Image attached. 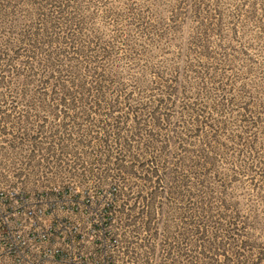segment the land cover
<instances>
[{
	"label": "rangeland",
	"instance_id": "obj_1",
	"mask_svg": "<svg viewBox=\"0 0 264 264\" xmlns=\"http://www.w3.org/2000/svg\"><path fill=\"white\" fill-rule=\"evenodd\" d=\"M0 172L96 264H264V0H0Z\"/></svg>",
	"mask_w": 264,
	"mask_h": 264
},
{
	"label": "built area",
	"instance_id": "obj_2",
	"mask_svg": "<svg viewBox=\"0 0 264 264\" xmlns=\"http://www.w3.org/2000/svg\"><path fill=\"white\" fill-rule=\"evenodd\" d=\"M8 178L0 172V264H96L76 249L80 242L55 216L59 204L49 202L48 192H31Z\"/></svg>",
	"mask_w": 264,
	"mask_h": 264
},
{
	"label": "trees",
	"instance_id": "obj_3",
	"mask_svg": "<svg viewBox=\"0 0 264 264\" xmlns=\"http://www.w3.org/2000/svg\"><path fill=\"white\" fill-rule=\"evenodd\" d=\"M20 35V34H19ZM19 41V40H18ZM19 50H20V48H19ZM77 89L79 90V91H84V90H87V89H89V88H87L86 86H84V83H83V81H81V82H79V84H78V87H77ZM94 103L96 104V101H94ZM85 105H88V104H84L83 105V107H86ZM185 183H184V180L181 178V179H179L178 180V187H181L182 188V186L184 185ZM232 224L233 223H228V229H226V232H227V234H233L234 232V227H231L232 226ZM229 235V236H230Z\"/></svg>",
	"mask_w": 264,
	"mask_h": 264
}]
</instances>
